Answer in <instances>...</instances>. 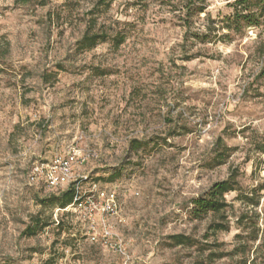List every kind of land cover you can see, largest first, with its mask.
Returning <instances> with one entry per match:
<instances>
[{"label":"rangeland","instance_id":"1","mask_svg":"<svg viewBox=\"0 0 264 264\" xmlns=\"http://www.w3.org/2000/svg\"><path fill=\"white\" fill-rule=\"evenodd\" d=\"M240 1L0 0V264H264V0ZM89 26L107 39L81 52ZM72 148L97 155L77 176L118 187L126 255L30 181Z\"/></svg>","mask_w":264,"mask_h":264},{"label":"built area","instance_id":"2","mask_svg":"<svg viewBox=\"0 0 264 264\" xmlns=\"http://www.w3.org/2000/svg\"><path fill=\"white\" fill-rule=\"evenodd\" d=\"M91 158H97V155H85L72 148L65 155L57 154L49 162L36 164L31 170L30 181L33 184L42 183L50 191H65L72 185L75 188L74 201L63 211L81 216L92 243L102 242L104 246L116 248L126 255L122 245L111 242L110 220L121 214L118 187L102 186L91 182L88 176H77L75 173Z\"/></svg>","mask_w":264,"mask_h":264},{"label":"trees","instance_id":"3","mask_svg":"<svg viewBox=\"0 0 264 264\" xmlns=\"http://www.w3.org/2000/svg\"><path fill=\"white\" fill-rule=\"evenodd\" d=\"M112 1L113 0H98V3L96 4V6H94L91 15L95 16L96 12L99 11L101 7H103L104 5L106 6L109 5ZM246 1L248 0H241L238 3L243 4ZM252 18L253 17L250 14H246V15L239 14L238 11H236L234 18L229 19V21L231 22L232 25H236V26H239L241 21H244L248 26H255L256 20H253ZM93 28L94 27L89 26L86 29L82 40L78 42L77 45L79 51L83 52V51L92 50L100 43L105 42V40L107 39L106 36L93 34ZM232 28L233 26H228V29H232ZM89 180L91 182H95L91 180V178H89ZM237 185L238 183L236 181L235 176H231L229 179L225 181L214 184L208 190V192H206L204 196L193 201V205H194L193 215L197 219H201L209 214H220L227 207L225 196L237 191L236 188ZM52 192H53V196H51L47 200H44V203L49 202L52 205L59 206L58 208L61 212H64L63 210L66 209L69 205H71L74 201L75 188L72 185L65 191H52ZM66 213H70V212H66ZM41 225H42L41 222L36 218L35 224L27 226L26 230L23 232V235L34 236L36 234L37 227ZM212 229L214 231H226L227 227L217 226ZM173 239L176 241L177 245L185 244L184 242L185 238L183 236L180 235L174 236Z\"/></svg>","mask_w":264,"mask_h":264}]
</instances>
